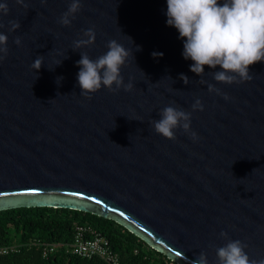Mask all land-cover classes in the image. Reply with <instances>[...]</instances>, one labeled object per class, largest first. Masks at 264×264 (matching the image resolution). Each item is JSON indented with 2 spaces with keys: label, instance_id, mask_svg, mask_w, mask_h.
Wrapping results in <instances>:
<instances>
[{
  "label": "water",
  "instance_id": "95a60500",
  "mask_svg": "<svg viewBox=\"0 0 264 264\" xmlns=\"http://www.w3.org/2000/svg\"><path fill=\"white\" fill-rule=\"evenodd\" d=\"M6 2L0 212L91 213L175 264H192L201 252L218 264L216 249L228 240L264 259V60L250 65L252 79L240 83L215 81L219 66H204L202 76L192 72L194 62L182 56L184 39L166 23V0H81L68 26L58 21L71 0ZM9 20L20 28L9 32ZM90 28L94 42L73 50ZM111 40L130 51L121 75L132 88L102 86L81 95V52L96 59ZM37 56L44 63L36 72ZM196 99L202 111L192 110ZM167 106L192 113L189 132L177 128L168 139L154 131L151 121Z\"/></svg>",
  "mask_w": 264,
  "mask_h": 264
},
{
  "label": "clouds",
  "instance_id": "9594fccd",
  "mask_svg": "<svg viewBox=\"0 0 264 264\" xmlns=\"http://www.w3.org/2000/svg\"><path fill=\"white\" fill-rule=\"evenodd\" d=\"M166 2V23L175 27L179 37L184 39L182 56L185 60L191 59L194 62L190 66L192 72L202 76L204 66L212 69L219 66L220 70L212 73L217 82L231 84L252 79L249 66L264 60V0H166ZM17 3L23 4V0H17ZM23 6L27 7L26 4ZM81 7V0H71L67 11L61 15L58 22L64 26L70 25ZM8 13L9 7L5 0L0 3V16ZM8 25L9 32L20 28L17 20H9ZM4 26L0 23V28ZM83 35L87 39L74 41L73 50L94 42L93 29L84 31ZM7 43L8 36L0 32V60L8 54ZM14 43L19 46L21 39L16 37ZM107 49L106 53L96 59L90 58L86 52H81V59L76 62L80 68L77 79L81 95L89 96L102 86L110 91L119 90L121 87L125 91L132 88L131 83L124 84L121 75V68L125 65L130 51L116 40L109 41ZM137 50H141L140 46H137ZM152 56L162 58L163 53L154 51ZM43 63V56H37L32 67L37 72ZM60 63L61 61L56 65ZM62 79L63 77H57V84ZM180 79L185 84L189 81L184 74H180ZM208 89L216 90L212 84L208 85ZM191 108L193 111H202L201 100L196 99ZM191 115V112L167 106L160 110V119H153L151 124L157 134L175 139V129L190 131ZM191 136L193 139L197 138L195 132H191ZM221 236H226V233L222 232ZM246 247L247 245L240 240H228L224 246L216 249L218 264H264V259L250 258L245 251ZM192 264H209L206 253L201 252L192 260Z\"/></svg>",
  "mask_w": 264,
  "mask_h": 264
},
{
  "label": "trees",
  "instance_id": "16d2710c",
  "mask_svg": "<svg viewBox=\"0 0 264 264\" xmlns=\"http://www.w3.org/2000/svg\"><path fill=\"white\" fill-rule=\"evenodd\" d=\"M76 225L91 226L105 236L121 264H175L110 219L67 209L19 208L0 212V247L18 245L0 255V264H107L96 257L67 252ZM56 244L46 257L42 245Z\"/></svg>",
  "mask_w": 264,
  "mask_h": 264
},
{
  "label": "built area",
  "instance_id": "2783aa9c",
  "mask_svg": "<svg viewBox=\"0 0 264 264\" xmlns=\"http://www.w3.org/2000/svg\"><path fill=\"white\" fill-rule=\"evenodd\" d=\"M18 248V245L0 247V255L16 251ZM56 248V244L42 245L43 256L46 257L48 254H51ZM66 251L82 258L96 257L107 264H121L119 256L111 251L107 238L91 226L76 225L74 240L67 246Z\"/></svg>",
  "mask_w": 264,
  "mask_h": 264
},
{
  "label": "snow or ice",
  "instance_id": "6c2138e0",
  "mask_svg": "<svg viewBox=\"0 0 264 264\" xmlns=\"http://www.w3.org/2000/svg\"><path fill=\"white\" fill-rule=\"evenodd\" d=\"M179 255V253H177Z\"/></svg>",
  "mask_w": 264,
  "mask_h": 264
}]
</instances>
